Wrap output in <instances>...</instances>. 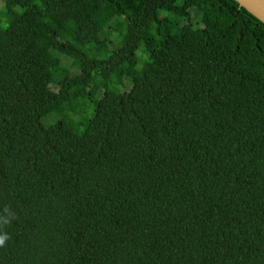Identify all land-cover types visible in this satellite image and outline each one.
Masks as SVG:
<instances>
[{"label":"trees","instance_id":"1","mask_svg":"<svg viewBox=\"0 0 264 264\" xmlns=\"http://www.w3.org/2000/svg\"><path fill=\"white\" fill-rule=\"evenodd\" d=\"M2 2L0 264H264V23L235 0Z\"/></svg>","mask_w":264,"mask_h":264},{"label":"water","instance_id":"2","mask_svg":"<svg viewBox=\"0 0 264 264\" xmlns=\"http://www.w3.org/2000/svg\"><path fill=\"white\" fill-rule=\"evenodd\" d=\"M240 8L246 9L249 13L264 23V0H235Z\"/></svg>","mask_w":264,"mask_h":264},{"label":"rangeland","instance_id":"3","mask_svg":"<svg viewBox=\"0 0 264 264\" xmlns=\"http://www.w3.org/2000/svg\"><path fill=\"white\" fill-rule=\"evenodd\" d=\"M1 6H3V2H2V0H0V7H1ZM162 16H166L167 18H170V19H172V20H179V19L173 17L171 14H168V13H164V14H162ZM98 20H99V22H100L101 24H102V23L104 24L105 21H106V19H105L104 17H102V16H98ZM179 22H180L182 25L184 24V22H182V21H180V20H179ZM111 25H112V27H115V26H116L115 23H112ZM105 33L108 34V29H106ZM140 53H141V51H140ZM141 54H142V53H141ZM126 82H127V84H128V89L131 88V85H132L131 80H127ZM59 119H60V117L55 113V114L50 115L48 118L44 119L43 122H44V124H45L46 126H50V125H52V124L58 122Z\"/></svg>","mask_w":264,"mask_h":264},{"label":"clouds","instance_id":"4","mask_svg":"<svg viewBox=\"0 0 264 264\" xmlns=\"http://www.w3.org/2000/svg\"><path fill=\"white\" fill-rule=\"evenodd\" d=\"M5 223H7V221H5ZM8 239L9 237L6 233L4 235H0V247L5 246V243Z\"/></svg>","mask_w":264,"mask_h":264}]
</instances>
